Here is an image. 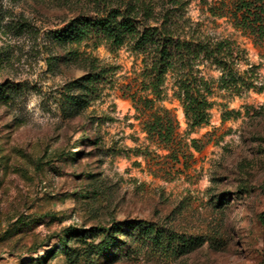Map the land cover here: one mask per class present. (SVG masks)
<instances>
[{"label": "rangeland", "instance_id": "rangeland-1", "mask_svg": "<svg viewBox=\"0 0 264 264\" xmlns=\"http://www.w3.org/2000/svg\"><path fill=\"white\" fill-rule=\"evenodd\" d=\"M137 1L0 0V264H264V44L234 25L233 0H142L254 66L256 87L236 93L199 65L212 106L191 127L174 76L155 94L150 54L53 38ZM102 229L120 243L101 251Z\"/></svg>", "mask_w": 264, "mask_h": 264}, {"label": "trees", "instance_id": "trees-1", "mask_svg": "<svg viewBox=\"0 0 264 264\" xmlns=\"http://www.w3.org/2000/svg\"><path fill=\"white\" fill-rule=\"evenodd\" d=\"M229 13L237 28L264 44V0H233ZM155 14L154 5L142 0L132 2L122 10H111L106 16L75 17L64 28L56 31L53 38L60 44L79 43L96 34L102 35L113 45L129 43L133 50L150 54L152 87L155 94H159L160 86L168 75L174 76L176 96L191 127L208 123L209 109L212 106L210 97L213 93V84L201 74L199 65L207 62L220 72L218 87L221 89L241 93L256 87V78L252 76L254 66L242 58L244 51L232 41L195 37L184 31L179 32V28L172 20L158 21ZM244 65L249 66L248 69L242 70ZM248 72H251V75L246 77ZM96 77V74H90L72 81L71 85L73 89L85 91L92 86ZM80 101L82 98H72L69 101L71 110L79 105ZM166 119L170 126L165 128L164 134L162 132L158 134L170 141L175 127L174 118L169 111H166ZM159 123L160 117L157 118L155 127L151 126L154 131H157ZM132 228L134 229L135 225ZM115 230L118 231L116 227ZM100 232L103 234V239L98 244L101 251L110 249L113 243L116 245L120 243L115 235L111 234L110 229H102ZM77 233L76 230L71 234Z\"/></svg>", "mask_w": 264, "mask_h": 264}]
</instances>
